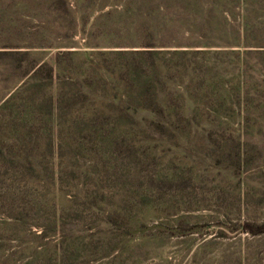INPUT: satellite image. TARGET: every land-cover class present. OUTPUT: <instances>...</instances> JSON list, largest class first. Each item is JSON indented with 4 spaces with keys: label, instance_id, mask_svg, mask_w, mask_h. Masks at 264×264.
I'll use <instances>...</instances> for the list:
<instances>
[{
    "label": "rangeland",
    "instance_id": "374dc122",
    "mask_svg": "<svg viewBox=\"0 0 264 264\" xmlns=\"http://www.w3.org/2000/svg\"><path fill=\"white\" fill-rule=\"evenodd\" d=\"M245 26L263 52L241 77L218 51ZM152 41L196 47L134 97L154 108L156 87L175 117L128 118L131 57L107 51ZM67 50L60 90L22 87ZM84 59L108 70L90 89ZM245 225H264V0H0V264H264Z\"/></svg>",
    "mask_w": 264,
    "mask_h": 264
},
{
    "label": "trees",
    "instance_id": "16d2710c",
    "mask_svg": "<svg viewBox=\"0 0 264 264\" xmlns=\"http://www.w3.org/2000/svg\"><path fill=\"white\" fill-rule=\"evenodd\" d=\"M248 26H245V29H243L241 33L242 42L236 43L235 46L231 44H226L225 46L221 47V50L218 52H221L219 54H225L232 58H236L237 60V71L240 74L241 77L245 74V66L247 65V57L251 55L252 53H258L263 52L262 50H250L249 48H262L263 46H260L258 43L249 44L247 42V39L250 38V34L248 33ZM120 49H117L115 51H107L110 54L115 55H127L131 57V62L126 63L124 66L120 65V69L118 71H121L118 76L121 78L119 80V86H116V90L118 93H120L117 97V99L121 103H125L126 109L120 110V112L124 113V115L128 118H131V116L128 114V111L131 110L133 112H136L138 110L142 111H149L153 114L172 119L175 117V115L172 112L167 111L169 114L166 116L167 107L164 106V101L160 100L157 88H153L152 96H154V102L155 107H150L147 105L140 106L137 104L135 96H138L139 99L142 100L140 96L144 95L147 84L144 79L146 77V73L148 72V69L158 73V76H161L164 72L168 73V71L171 70L172 66L170 65V61H167L166 58H170L172 60L173 58L177 56H186L190 52H192L191 49L196 48L193 45L190 44H180L177 42H163V43H155L154 41L142 45H137L133 47H118ZM237 48V49H235ZM247 49L242 51L241 49ZM103 52H99L98 55H103ZM67 56L71 58L81 57L80 52L76 50H67V51H58L54 54L53 58L50 61H46L40 64L35 65L28 74L29 81L23 83L22 87L28 85L32 80L35 82H40L42 79L51 81V85L57 86L60 90V57ZM81 67H86V70H84L83 73H77L75 69V73L78 74L75 84L80 86L84 89H90L91 88V75H88V69L93 70L92 72H96V74L107 72V68L101 67L99 64L96 66L94 65V61L91 59H84L82 60ZM93 66V68H92ZM44 73H47L46 76H43ZM73 73V72H72ZM74 73V75H75ZM112 73H115L114 71ZM101 80H103L102 74L99 76ZM70 78V77H69ZM129 80L127 82H124L125 79ZM44 81V80H43ZM105 81V79H104ZM73 82V81H70ZM31 85V84H29ZM28 85V86H29ZM82 95L85 97L86 94ZM10 100H14V97L11 95L4 103L1 105L4 107L6 103H10ZM58 101V99H57ZM143 101V100H142ZM135 102L136 105L132 106L131 103ZM34 178V177H33ZM38 200L45 199V195L42 196H35ZM55 224V222H54ZM46 229V228H45ZM44 228H38L35 233H39V235L42 238H47V230ZM53 231L55 230V227L53 228ZM244 231L251 233L252 235H258L264 233V225L259 227H253L251 225H245Z\"/></svg>",
    "mask_w": 264,
    "mask_h": 264
}]
</instances>
